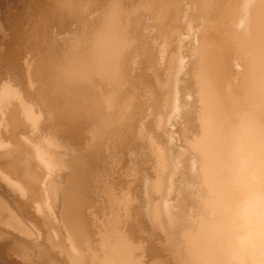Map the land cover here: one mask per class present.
I'll return each mask as SVG.
<instances>
[{"label": "bare ground", "instance_id": "bare-ground-1", "mask_svg": "<svg viewBox=\"0 0 264 264\" xmlns=\"http://www.w3.org/2000/svg\"><path fill=\"white\" fill-rule=\"evenodd\" d=\"M0 264H264V0H0Z\"/></svg>", "mask_w": 264, "mask_h": 264}]
</instances>
